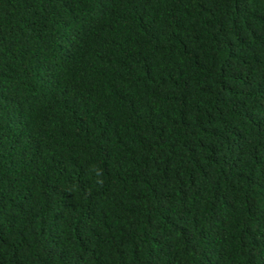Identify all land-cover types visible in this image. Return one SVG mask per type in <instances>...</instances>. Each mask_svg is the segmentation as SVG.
Returning a JSON list of instances; mask_svg holds the SVG:
<instances>
[{"label":"trees","instance_id":"obj_1","mask_svg":"<svg viewBox=\"0 0 264 264\" xmlns=\"http://www.w3.org/2000/svg\"><path fill=\"white\" fill-rule=\"evenodd\" d=\"M0 264H264V0H0Z\"/></svg>","mask_w":264,"mask_h":264}]
</instances>
